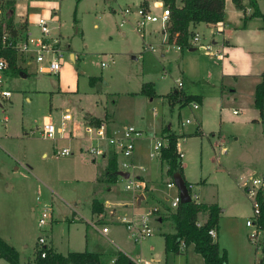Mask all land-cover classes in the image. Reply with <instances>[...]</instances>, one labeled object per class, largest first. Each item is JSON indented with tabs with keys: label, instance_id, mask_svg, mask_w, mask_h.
<instances>
[{
	"label": "rangeland",
	"instance_id": "obj_1",
	"mask_svg": "<svg viewBox=\"0 0 264 264\" xmlns=\"http://www.w3.org/2000/svg\"><path fill=\"white\" fill-rule=\"evenodd\" d=\"M140 1L18 0L21 6L16 12L28 16L31 33L37 36L35 24L45 19L52 34L60 35L65 50L56 76L39 74L32 64L27 66L25 78H14L10 73L7 89L12 97L3 102L4 110L0 111V118L8 119L5 126L0 123V237L13 244L19 264L32 257L36 245L38 249L42 232L37 221L45 205L53 208L48 241L52 238L53 246L64 256L97 249L105 253L103 260L109 261L117 252L116 245L123 248L126 244L140 252L143 260L150 261L155 251H160V264H203L192 249L164 258L162 235L171 230L167 221L160 227L152 225L153 235L141 243L131 238L123 221L155 206L148 197L135 205L122 178L111 185L103 181L107 159L84 152L54 158L53 142L43 139L37 128L45 117L58 122L66 111L77 120L141 129L144 137L135 144L136 166L159 169L160 159H150L149 148L154 141L167 138L165 128L173 131L184 154L181 166L185 178L195 185L190 192L193 200L198 197V203L218 202L221 209L228 210L219 221V244L230 264H258L262 258V249H257L251 239L254 229L245 222L253 216V198L244 188L251 187L254 178H264V123L252 121L260 118L259 111L248 106L253 93L245 90L240 99L223 104V99L215 95L216 89H221L220 66L206 53L196 48L178 52L165 47L157 25L154 31L155 25L149 26L145 33L136 32L132 24L119 28L120 11L137 7ZM228 6L232 17L231 2ZM16 19L17 25L25 22L18 15ZM202 29L205 40L210 41V30L205 26ZM214 33L218 45L222 44L221 33ZM68 45L76 55L74 62L67 54ZM145 45L154 51H145ZM102 62L106 68L101 67ZM186 66L195 69L193 81L183 73ZM178 78L183 79L185 92L194 89L207 95L204 106L180 108L176 99L163 97L174 91ZM145 84L151 86L155 96L140 94ZM225 89V95H230L232 87L226 85ZM44 153L46 157H42ZM138 172L143 173L136 169L132 176ZM168 179L163 174L158 187L170 200L175 190L166 188ZM94 195L105 213L97 221L91 213ZM91 221H96L98 231L90 226ZM103 227L108 228V234H102ZM0 264L10 263L3 257Z\"/></svg>",
	"mask_w": 264,
	"mask_h": 264
},
{
	"label": "built area",
	"instance_id": "obj_2",
	"mask_svg": "<svg viewBox=\"0 0 264 264\" xmlns=\"http://www.w3.org/2000/svg\"><path fill=\"white\" fill-rule=\"evenodd\" d=\"M29 1V0H25ZM161 2V1H160ZM159 12H156V10ZM1 15V8H0ZM119 28H123L126 24H132L134 30L138 33H145L150 25H158L163 35L162 42L168 47L181 51L180 46L176 43L178 35L174 36L172 43L168 42V25L170 21L171 12L169 8L165 7L163 3H154L147 7L138 5L137 7L127 6L120 11ZM38 28V35L35 36L26 32L12 37L11 34L2 26L0 31V111L4 110L3 102L8 101L12 93L7 89V80L10 76V66L8 59L1 53L7 49H14L16 55V63L18 67L26 69L29 64L35 65L36 72L43 75H58L63 63L64 49L62 39L59 34L53 35L49 22L45 19H39L36 24ZM189 44L194 48L206 53L210 57H216L218 60H223L222 54L216 53L212 45L204 44L201 41V36L198 33H191ZM145 51H154L150 45H145ZM102 68H106V63H101ZM178 89L182 88L180 79L176 80ZM192 107L197 109V104L192 103ZM233 114H236L234 111ZM8 122L7 117L0 118V123L4 126ZM186 123H189L186 121ZM43 139L51 142L59 140L67 141L66 146L54 147V158L70 157L75 150L84 152L94 158H106L110 152L116 157L118 169L122 173H127L125 190L132 194L134 204L137 205V199L140 195L145 197L146 188L143 182L132 173L136 169H141L133 162L135 152V144L138 140L144 137L142 130L134 126H122L118 128L110 127L106 122L93 123L91 121L77 120L71 113L64 112L61 114L58 122L51 117H45L37 128ZM154 140V138H152ZM168 140L161 138L153 142L149 158L155 159L161 157L162 149L166 148ZM178 161L181 162L183 158V151L181 150V143L175 144ZM192 185H189L191 191ZM252 187V188H251ZM251 187L247 189L248 194L253 198L252 218L246 221V226L254 229L251 236L252 241L257 249L263 248L264 233L261 226L258 224L260 216L259 203L256 200V194L259 189H264V178H254L251 181ZM168 189L175 190V196L167 203L171 211H175L180 203L179 192L175 187L173 181L167 184ZM191 197V194H189ZM191 199H193L191 197ZM196 200L197 197H194ZM143 201V200H142ZM141 205V204H140ZM163 208L153 207L147 208L143 213L133 216L132 219L123 221L131 238L141 243L153 235L152 221L158 219L161 214H167ZM53 220V208L51 205H45L38 218L37 226L42 234L38 237V249L47 247L48 227H50ZM92 226H94L92 224ZM102 234L108 233V228L103 227ZM210 237L215 240L216 232L214 229L209 231ZM3 241L0 239V245ZM184 247V242L179 244V249ZM41 258L45 257V252L41 253ZM134 264H155L153 261L139 259Z\"/></svg>",
	"mask_w": 264,
	"mask_h": 264
},
{
	"label": "trees",
	"instance_id": "obj_3",
	"mask_svg": "<svg viewBox=\"0 0 264 264\" xmlns=\"http://www.w3.org/2000/svg\"><path fill=\"white\" fill-rule=\"evenodd\" d=\"M163 5L169 8L171 15L168 25V42L172 43L174 36L177 34L176 43L180 46L181 51L191 47L189 39L191 37L190 27L195 24H217L224 20L225 17V2L226 0H160ZM236 9H243L247 4L252 13L250 18H260L264 21V13L261 12L260 2L264 0H231ZM18 0H0V31L2 26L16 37L26 32L27 23L21 25L16 24V5ZM141 6L147 7V2H142ZM4 55L10 66L11 75L14 78L22 77V74H27L26 69L17 66L16 55L14 49H7L1 53ZM150 89V90H149ZM150 91V92H149ZM148 97L154 96L151 86L145 84L140 91ZM168 100L176 99L180 103V108L189 104L201 103L200 96L182 95L178 91L170 92L164 96ZM252 107L259 111L260 120L264 123V75L255 86L253 94ZM164 133L167 134V147L162 149L160 161L167 167V175L173 181L174 174L178 173L183 178V170L181 162L178 161L175 144L176 134L170 129L165 128ZM108 160L106 167V183L114 184L119 177L120 172L116 163V157L113 152H110L105 158ZM184 180V178H183ZM185 181V180H184ZM188 192L190 194L189 184L185 181ZM256 200L260 207V216L258 224L264 233V189H259L256 194ZM158 204L167 212L163 218L169 222L173 233L164 235L165 250L169 253L178 254L179 244L184 242L186 245H193L194 252L201 256L204 264H228L226 253L220 249L209 235L211 229L216 230L219 224L221 209L216 204L197 203L191 199L188 203H179L175 211H171L168 205L163 201H157ZM206 216L203 223L199 222V215ZM264 245V243H263ZM4 242L0 245V250L3 251ZM0 251V252H1ZM12 254L5 257L10 264H17L15 251L9 248ZM45 252V257L41 258V253ZM5 254V253H4ZM29 264H100L99 255L88 251L71 252L66 256L53 251L51 248L43 247L38 249L33 260ZM114 264H134L121 253H117ZM258 264H264V248H262V258Z\"/></svg>",
	"mask_w": 264,
	"mask_h": 264
},
{
	"label": "crops",
	"instance_id": "obj_4",
	"mask_svg": "<svg viewBox=\"0 0 264 264\" xmlns=\"http://www.w3.org/2000/svg\"><path fill=\"white\" fill-rule=\"evenodd\" d=\"M154 1H156V0H154ZM154 1H152V0H141L140 3L147 2L148 5H151ZM228 2H231V0H226V2H225L226 18H224V20L222 22L217 23V24L201 23V24L192 25L190 27L191 33H198L201 36L202 43H204V41H205V43L212 45V48L216 53L222 54L223 60H218L216 57H210V56H209V58L212 60H215L220 66L219 68H220L221 89H216L215 95L220 96V98L223 99V101H222L223 104H226L227 101H229L231 103V102L235 101L237 98L240 99V94L242 92H245V90H248V91L251 90L252 93L254 94L255 86L260 81L262 75H264V27H263L264 22L260 18H250L252 10L247 4H245L244 8L240 10V9H236L235 6L233 5V3L231 2V8L234 12V15H232V17H229L228 12H229L230 6H228ZM261 3L262 2H260V9H261V12L264 13V9L262 8ZM20 6H21V3L18 2V4L16 5V10H18ZM24 10L27 12V10L25 8H24ZM17 15L20 18H24L25 22L27 23L28 16H26L25 13L23 14V13L16 12V18H17ZM153 26L154 25H150V27H153ZM202 26H205L206 28H208L210 30V38H212L210 41L205 40V31L202 29ZM35 27L37 28L36 25H35ZM155 29H156V25L153 27V31ZM27 31L29 33H31V31L29 30V27H28V23H27ZM37 31H38V28H37ZM52 31L53 30L51 28V32ZM216 31L221 33L222 44L218 45V43L214 39V34H215L214 32H216ZM162 44H164V43L162 42ZM164 46L168 47L165 44H164ZM185 50H189V52H193L195 50V48L193 46H191L190 48L185 49ZM185 50H183V51H185ZM66 51H67V54H69L71 61L74 62L77 58H76L75 53L69 47V45L67 46ZM183 51H178V52H183ZM28 70L29 69L27 67L26 71L29 72ZM194 70H195L194 68H189V66H186L185 72L183 71V73H185V75L187 76L188 79L193 81L195 79ZM178 79H180V78H178ZM180 80L182 82V88L178 89L177 85L175 83L174 91H178L182 95L200 96L201 97V103H198L197 106L198 105H199V107L204 106L206 99H207L206 98L207 95L204 94L203 92H197L198 90H194V89L189 90V92L188 91L185 92L183 89L184 88L183 79L181 78ZM226 85H229L232 87V89L228 90L230 92V95H228V96L225 95L226 90H227V89H225ZM246 86L250 87L251 89H243V87L246 88ZM239 87L242 89H238ZM154 96H155V93H154ZM252 103H253V98H252V102H250L248 104V106L251 107ZM78 112H82V110L78 109ZM87 114H89V113H87ZM236 114H234V115H236ZM89 115H93V114H89ZM93 116H95V118L104 117V116L97 117L96 115H93ZM252 121L253 122H255V121L261 122L260 118H258L256 120L254 119ZM110 125L113 128H118L115 125H113L112 123H110ZM201 130L202 129L199 127L198 132H201ZM152 138H154V137H152ZM152 138L150 139V141H152ZM60 142H61V145L59 144ZM66 144H67V141H64V140H59V141L54 142L52 144L53 151H54L55 146L56 147H63V146H66ZM151 146L149 148V152H150ZM75 152H80V151H75ZM149 152H148V157H149ZM80 153H82V152H80ZM42 157H46V153H44L42 155ZM134 161H135V155L133 156V162ZM159 166H160L159 169H157V167H155V166H147V167L138 166V167H142V169H137V170L140 172L143 171V173L141 172L142 173L141 174L138 172L135 175L145 185L146 193H145L144 199H146V197H148L149 201H152L154 203V206H156V207L158 206L159 208H162L158 204L157 201H164L165 203H168L170 200L168 199V197L166 195L162 194V191L158 187V181H159L158 178L162 177L163 174H165L169 178L168 182L166 183V188H167V184L169 182H171L172 180L167 175V167L160 160H159ZM163 166L165 167L164 170L162 169ZM182 170L184 171V166H182ZM105 172H106V169H105ZM144 175H145V177H144ZM118 178L125 179V178L120 177V176ZM183 178L186 182H188V180L185 178L184 172H183ZM102 180L106 182V173H105V176ZM188 183L193 186L192 188H194L195 185L193 183H190V182H188ZM248 188H249V186H245L244 189L247 191ZM92 199L93 200H92L91 213H92V216H94L96 218V221H97V219L100 216L104 215L105 213L103 211H101V209H102L101 205L102 204L100 203V201L97 200L96 196L92 197ZM144 199H143V201H144ZM141 203H142V201H141ZM199 203H202V202H199ZM203 204H216L221 209L220 204L218 202L203 203ZM227 211H228L227 208L221 209L219 221ZM164 217H165V214L164 213L161 214L158 219H155L152 221V225H157L158 227H160L164 222H166L163 219ZM205 220H206L205 215L203 218H199L200 223H203ZM247 220H248V218L246 219V221ZM96 221L95 222L91 221L90 226H92V224H94V226H92V228H94L96 231H98L96 229V225H97ZM105 222L106 221L104 220L102 224H104ZM53 223H54V220H52V223L49 227V231L46 232L47 244H48L47 247L51 248L53 251H55L59 254H62V253L58 252L57 249L53 246L52 238L49 239V241H48L49 236L47 233L50 232ZM219 229H220V227L218 224V227L215 230L216 239L214 241L217 242L220 249L226 253L225 249L221 248V246L219 244V241L222 238V231L221 230L219 231ZM172 233H173V229L171 227V230H169L168 233H165L162 235L163 236V246H164L163 254H164L165 259L167 258V255L169 254V252H166V250H165L164 235L172 234ZM0 239L4 242V246H3L4 250L3 251L0 250L1 251L0 252V258H3V256H10L11 257L12 254L9 252V248H13L15 251L16 259H17L16 260L17 264H19L18 263V254L19 253L16 251L15 247H13V244L10 242V240H8V239L3 240L1 237H0ZM108 243L113 244V240H108ZM123 245H124L123 248H120L118 245H116L117 252L114 253L109 258V261L103 260L104 256H105L104 252H99V250H97V249L89 250L88 252L95 253V254L99 255V263L100 264H114V261L117 257V253H121L123 256H125L128 260L132 261L133 263L139 259H142L140 252L136 253L135 251L129 249L126 244H123ZM189 249H192L194 251L193 245L184 244V247L179 249V252L177 255L186 254V253H188ZM37 250L38 249H37V245H36L34 252L32 254V257H30V256L27 257L26 261H24L25 264H29L33 260V256ZM69 253H71V252H69ZM226 257H227V255H226ZM150 261H153L155 264H160L162 261L161 252L155 251L154 257H152L150 259ZM202 261H203V259H202ZM227 262H228V264H230V262L228 261V258H227Z\"/></svg>",
	"mask_w": 264,
	"mask_h": 264
},
{
	"label": "water",
	"instance_id": "obj_5",
	"mask_svg": "<svg viewBox=\"0 0 264 264\" xmlns=\"http://www.w3.org/2000/svg\"><path fill=\"white\" fill-rule=\"evenodd\" d=\"M22 77L25 78L26 74H22ZM118 175L120 177L123 178H128L129 175L127 173H122L119 172ZM173 183L175 185V187L177 188L178 192H179V198H180V202L181 203H188L191 201V197L189 195L187 186L185 185V181L183 180L182 176L178 173L174 174L173 176ZM144 199L143 195H140L137 199V206L140 205L141 201ZM263 243H264V239H263ZM264 248V245H263Z\"/></svg>",
	"mask_w": 264,
	"mask_h": 264
}]
</instances>
